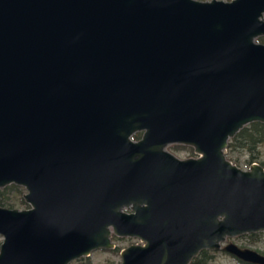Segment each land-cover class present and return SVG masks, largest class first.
Here are the masks:
<instances>
[{
  "label": "water",
  "instance_id": "water-1",
  "mask_svg": "<svg viewBox=\"0 0 264 264\" xmlns=\"http://www.w3.org/2000/svg\"><path fill=\"white\" fill-rule=\"evenodd\" d=\"M264 0H0V264H188L264 231V168L225 157L264 123ZM141 132L137 140L130 137ZM193 148L179 159L167 145Z\"/></svg>",
  "mask_w": 264,
  "mask_h": 264
},
{
  "label": "rangeland",
  "instance_id": "rangeland-1",
  "mask_svg": "<svg viewBox=\"0 0 264 264\" xmlns=\"http://www.w3.org/2000/svg\"><path fill=\"white\" fill-rule=\"evenodd\" d=\"M198 1H209V0H198ZM221 1H230V0H221ZM263 18H264V14H263ZM130 139L133 140L132 137H130ZM174 145L177 144L167 145L166 150L171 152L177 158L187 159V158L197 157V154L194 153L192 147L186 145L185 146H174ZM237 155L240 157L238 167L243 170H247L250 165L248 163L249 156L244 152L237 153ZM254 160L256 163L260 165L264 164V147L259 149V152ZM261 166L263 167V165ZM23 192H25L24 189ZM28 207L29 205L25 203V205L16 206L14 208L24 209ZM1 240L2 237L0 236V242ZM110 240L113 246L112 248L93 250L90 252L89 256L82 257L81 260L71 261L69 264H117L118 262H120L119 252L122 249H124L130 244H140V242L135 238L117 237L114 236L113 234H111ZM227 241H231L240 247L250 248L257 252H262L264 254V231H260V235L258 236V239L255 242H250V240L245 237H241V238L233 237V238H229ZM113 249H117V251H113ZM208 255L210 256L208 264H244L221 250H216V251L210 250L208 252Z\"/></svg>",
  "mask_w": 264,
  "mask_h": 264
},
{
  "label": "trees",
  "instance_id": "trees-1",
  "mask_svg": "<svg viewBox=\"0 0 264 264\" xmlns=\"http://www.w3.org/2000/svg\"><path fill=\"white\" fill-rule=\"evenodd\" d=\"M256 42L264 44V36L255 38ZM140 136V132H135L131 135L133 140H137ZM185 146V145H174ZM264 147V123L262 122H250L240 128L231 138L227 140L225 147V157L236 166L239 165L240 157L237 153L244 152L249 156L248 163L255 162L256 155L259 149ZM263 165L264 168V164ZM24 194L22 187L14 184H8L0 188V206L6 208H14L16 206L25 205L22 195ZM260 232L242 234L237 237H245L250 242H255L258 239ZM117 251V249H113ZM260 254L264 255L262 252ZM207 251L201 250L199 256L194 257L189 264H208ZM82 258V257H81ZM78 258L76 260H81Z\"/></svg>",
  "mask_w": 264,
  "mask_h": 264
},
{
  "label": "flooded vegetation",
  "instance_id": "flooded-vegetation-1",
  "mask_svg": "<svg viewBox=\"0 0 264 264\" xmlns=\"http://www.w3.org/2000/svg\"><path fill=\"white\" fill-rule=\"evenodd\" d=\"M133 134H134V133H133ZM140 136H141V132H140ZM140 136H139V138H140ZM139 138H138V139H139ZM134 141H135V140H134ZM204 250H206V249H204ZM206 251H207V255H206V256H207V258H208V260H209V259H210V256L208 255V252H209L210 250H206ZM199 252H200V251H199ZM199 252H198V253L196 254V256H194V257L199 256ZM194 257H193V258H194ZM193 258H192V259H193ZM192 259L190 260V262L192 261ZM190 262H189V263H190ZM189 263H188V264H189Z\"/></svg>",
  "mask_w": 264,
  "mask_h": 264
}]
</instances>
